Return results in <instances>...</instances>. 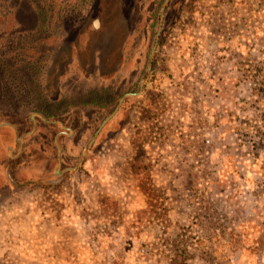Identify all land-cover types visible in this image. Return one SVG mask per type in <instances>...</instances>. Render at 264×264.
Returning a JSON list of instances; mask_svg holds the SVG:
<instances>
[{"label": "rangeland", "instance_id": "rangeland-1", "mask_svg": "<svg viewBox=\"0 0 264 264\" xmlns=\"http://www.w3.org/2000/svg\"><path fill=\"white\" fill-rule=\"evenodd\" d=\"M0 264H264V0H0Z\"/></svg>", "mask_w": 264, "mask_h": 264}, {"label": "water", "instance_id": "water-1", "mask_svg": "<svg viewBox=\"0 0 264 264\" xmlns=\"http://www.w3.org/2000/svg\"><path fill=\"white\" fill-rule=\"evenodd\" d=\"M118 108H116V110H117ZM113 115V114H112ZM112 115L106 120V121H104V123H103V125L112 117ZM103 125H102V127H103ZM101 129V128H100ZM100 129H99V131H100Z\"/></svg>", "mask_w": 264, "mask_h": 264}]
</instances>
